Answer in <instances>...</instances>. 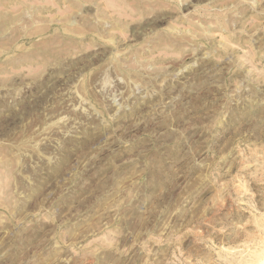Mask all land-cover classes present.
<instances>
[{"label":"rangeland","instance_id":"rangeland-1","mask_svg":"<svg viewBox=\"0 0 264 264\" xmlns=\"http://www.w3.org/2000/svg\"><path fill=\"white\" fill-rule=\"evenodd\" d=\"M0 264H264V0H0Z\"/></svg>","mask_w":264,"mask_h":264}]
</instances>
